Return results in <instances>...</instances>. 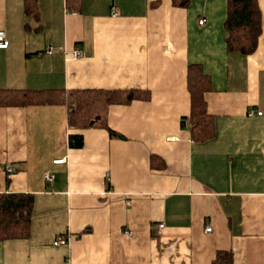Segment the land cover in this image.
I'll use <instances>...</instances> for the list:
<instances>
[{"label":"crops","instance_id":"obj_1","mask_svg":"<svg viewBox=\"0 0 264 264\" xmlns=\"http://www.w3.org/2000/svg\"><path fill=\"white\" fill-rule=\"evenodd\" d=\"M257 3L256 48L239 56L225 50L226 0H0V89L142 94L85 129L68 128L60 104L0 107V193L31 197L26 236L0 240V264H210L219 250L232 264H264ZM74 48L81 56L65 60ZM188 64L209 79L202 141L182 119Z\"/></svg>","mask_w":264,"mask_h":264},{"label":"trees","instance_id":"obj_2","mask_svg":"<svg viewBox=\"0 0 264 264\" xmlns=\"http://www.w3.org/2000/svg\"><path fill=\"white\" fill-rule=\"evenodd\" d=\"M187 0H171L174 6L185 7ZM33 5L27 4L26 11L32 12ZM226 53L247 56L254 52L261 32V14L257 0H226L223 22ZM188 92L187 119L190 136L202 141L211 135V116L207 113L204 93L209 89V79L199 64H188L185 73ZM141 93V92H140ZM129 90H5L0 89V107L24 106L35 103H53L65 107L68 128L85 129L103 125L108 105L128 104L140 96ZM147 95H143L146 97ZM110 135L114 133L108 129ZM68 145L78 148L82 139L78 135L69 138ZM31 197L23 194L0 193V240L24 238L30 214ZM210 264H232L230 251L215 252Z\"/></svg>","mask_w":264,"mask_h":264},{"label":"built area","instance_id":"obj_3","mask_svg":"<svg viewBox=\"0 0 264 264\" xmlns=\"http://www.w3.org/2000/svg\"><path fill=\"white\" fill-rule=\"evenodd\" d=\"M203 20H200L198 21L199 24L202 23ZM8 45V41L6 39V36H5V33L4 31L0 30V49H4L6 48ZM44 52L46 54H51L52 53V48L50 46H47L44 50ZM81 56V52L78 50V49H72L69 53H65L64 57H65V60H71V59H76V58H79ZM257 115L260 114V112H256ZM248 115H251V112H248ZM63 160L60 159V160H54L53 163L55 164H60L62 163ZM7 171H9V169H7ZM43 179H44V182L45 183H50L51 180H52V177L51 175L49 174H44L43 176ZM163 225L162 223L160 224H157L154 226V232L156 234H158L160 232V230L162 229ZM204 231H210V227L209 226H206L204 228ZM127 235H129L130 233L128 231L125 232ZM66 243V238L64 237H57L54 241H53V245H64Z\"/></svg>","mask_w":264,"mask_h":264}]
</instances>
